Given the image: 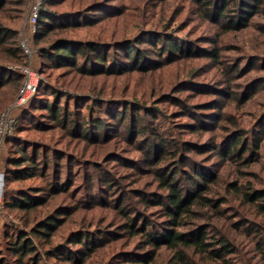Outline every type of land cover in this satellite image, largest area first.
<instances>
[{
  "label": "rangeland",
  "instance_id": "1",
  "mask_svg": "<svg viewBox=\"0 0 264 264\" xmlns=\"http://www.w3.org/2000/svg\"><path fill=\"white\" fill-rule=\"evenodd\" d=\"M207 1L46 0L42 11L54 25L80 24L61 35L113 47L104 55L117 73L90 65L88 74L41 56L48 44L36 41L45 26L29 25L32 0H0V27L10 38L0 46L1 73L22 75L19 69L30 67L39 81L15 114L3 168L21 169L14 162L24 150L29 157L40 152L38 169L29 170L34 176L8 180L0 264H22L11 251L16 235L32 241L40 264H264V212L234 190H264V0L237 27L230 23H237L241 0L222 19ZM169 37L182 49L161 56ZM26 41L33 55L7 61V49ZM130 44L133 56L146 54L139 68L127 58ZM19 89L1 84L0 115ZM237 136L242 143L227 156ZM199 173L215 179L204 193L213 206L170 225L158 204L169 193L161 176L175 175L190 194L203 181ZM28 190L46 204L36 211L6 204ZM47 214L57 219L50 241L32 232ZM169 227L200 228L208 252L149 244L148 233L162 236ZM224 244L229 252L215 255Z\"/></svg>",
  "mask_w": 264,
  "mask_h": 264
},
{
  "label": "trees",
  "instance_id": "2",
  "mask_svg": "<svg viewBox=\"0 0 264 264\" xmlns=\"http://www.w3.org/2000/svg\"><path fill=\"white\" fill-rule=\"evenodd\" d=\"M200 3L204 0H198ZM207 1V0H206ZM46 2V1H45ZM233 0H208L206 2L207 9L216 8L219 10L220 19L225 18L226 15L224 12L226 10H231L230 6ZM261 0H241L240 5H237L238 20L237 23L231 22L230 25L233 27H237V25H244L254 14H257L260 9ZM39 23L45 26L44 31L41 33L40 37L36 40L37 43L41 41H45L47 48H44L41 51V56L46 58L49 61H52L53 64L57 67H72L79 72H85L91 74L92 69L89 67L90 65H102L104 69L100 71L103 74L114 72L110 70L108 66V59L106 57L105 51L113 50V47H109V45L105 42L98 43L94 41H81L75 40L73 38L65 37L61 35L67 31L75 29L76 27H80L78 23L71 22H63L58 25H54L53 15H49L44 11L41 12ZM42 27V26H41ZM6 29H2L0 27V46L5 45L9 41V37L6 34ZM56 32V33H55ZM52 34L55 37L53 38ZM160 40V39H159ZM14 44H17L14 42ZM163 54L176 53L178 50L182 49L180 42L175 39V37L166 38L165 42H162ZM129 53L127 58L130 59L131 63H133L136 68H139L140 63L146 57V54L138 53L136 56L132 55L134 49L132 50L131 44L129 45ZM118 49V48H115ZM119 49H123V47H119ZM19 52H22L21 48L14 45V47L7 49V61L11 59H16L17 61H23L19 56ZM215 56H218L217 52L213 53ZM24 55V54H23ZM84 66V67H83ZM0 70V88L1 84H13L17 88H21L24 77L22 75H17L13 73H8L5 71L4 74L1 73ZM117 73V72H114ZM54 118L56 120L60 119V111L52 110ZM10 136L6 140V145L10 138ZM241 137L237 136L234 138V142L230 145L229 151H227L226 155L230 156L231 153L235 151L239 144H241ZM213 149H218V146L215 145ZM220 152V151H219ZM24 158L17 159L15 165L22 166L21 169H15L14 171H7L4 168L5 179H4V203L6 200V189L7 183L10 176H14L17 179H24L34 176V173H31L30 169H38L39 156L40 152L36 149L33 152L31 157L27 156V151L24 150ZM221 153V152H220ZM26 164H31V166L27 167ZM36 172V171H35ZM11 173V175H10ZM199 180L202 179V182H195L197 185L195 190L190 194H187V191H183L179 188L176 180H174V176L162 175L161 181L163 182V186L165 189L169 191L166 198L163 201H158L160 206H163L166 209V213L171 217L170 225L181 226V220L189 217L191 219L196 215V211L204 206H213V199H209L204 193L210 190V184L215 182V179L212 176L206 175L204 173H199ZM64 190L60 188V190ZM234 190L241 193L243 199L247 201V203L258 204L257 208L260 209L261 212H264V190H250V191H240L236 185H234ZM6 204L10 207H18L23 211H36L38 208L44 206L46 203L42 200V197H36L35 194H32L31 191H22L18 200L15 203H11L7 201ZM48 216L37 222V225H34L32 228V232L36 233L38 236L45 238L47 240H51L53 234L56 231L57 219L53 217V214H47ZM148 225V224H147ZM147 229L144 228V232ZM193 230V229H192ZM137 231V230H134ZM143 231V230H141ZM190 232V235L188 234ZM149 244H155L156 247L166 245L168 248L172 250H177V252H183L184 249L194 248L199 250L200 252H208L210 245L205 243L206 235L204 231L200 228L194 229L193 231L188 230V232H181L177 229H173L169 227L166 232L162 233V236H156L152 232L148 233ZM192 234V236H191ZM191 236V237H190ZM77 242L83 243V236H78L75 240ZM13 246L11 247V251L22 260V264H40L41 256L37 251L36 246L32 243V241L25 237V235H16ZM178 249H180L178 251ZM229 252L228 246L224 244V246L214 253L217 256H222L223 254ZM27 260V261H26Z\"/></svg>",
  "mask_w": 264,
  "mask_h": 264
},
{
  "label": "built area",
  "instance_id": "3",
  "mask_svg": "<svg viewBox=\"0 0 264 264\" xmlns=\"http://www.w3.org/2000/svg\"><path fill=\"white\" fill-rule=\"evenodd\" d=\"M46 0H32V5L29 12V25L35 29L43 6ZM21 50L26 57L33 55V50L29 42L21 44ZM24 77L23 84L18 91L17 97L13 105L0 115V211L4 203V179L5 172L2 165L3 150L6 146V140L13 135L16 124V113L27 106L38 88V74L30 67H22L19 69Z\"/></svg>",
  "mask_w": 264,
  "mask_h": 264
},
{
  "label": "crops",
  "instance_id": "4",
  "mask_svg": "<svg viewBox=\"0 0 264 264\" xmlns=\"http://www.w3.org/2000/svg\"><path fill=\"white\" fill-rule=\"evenodd\" d=\"M4 152V151H3Z\"/></svg>",
  "mask_w": 264,
  "mask_h": 264
}]
</instances>
